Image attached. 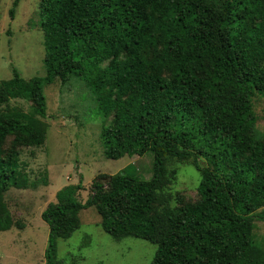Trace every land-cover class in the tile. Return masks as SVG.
<instances>
[{
    "label": "trees",
    "instance_id": "16d2710c",
    "mask_svg": "<svg viewBox=\"0 0 264 264\" xmlns=\"http://www.w3.org/2000/svg\"><path fill=\"white\" fill-rule=\"evenodd\" d=\"M38 16L45 76L25 80L12 69L0 80V108L16 99L32 107L0 111V231L13 224L3 194L30 185L17 152L4 156L2 144L15 135L42 145L44 87L73 76L99 114L112 115L100 132L105 157L150 153L152 174L142 180L127 166L95 182L84 203L76 199L81 180L59 189L41 217L45 264H62L58 241L91 207L107 235L156 246L150 264H264V252L250 251L253 215L264 222L256 214L264 206V143L253 135L252 108L254 95H264V0H39ZM171 159L199 173V202L169 206Z\"/></svg>",
    "mask_w": 264,
    "mask_h": 264
},
{
    "label": "rangeland",
    "instance_id": "374dc122",
    "mask_svg": "<svg viewBox=\"0 0 264 264\" xmlns=\"http://www.w3.org/2000/svg\"><path fill=\"white\" fill-rule=\"evenodd\" d=\"M13 1L0 0V80L10 79L12 69L25 80L44 77L39 0H20L11 19L8 12ZM44 95L46 117H37L45 124L44 143L30 146L9 135L2 144L4 156L17 152L30 185L10 188L3 194L13 224L9 230L0 231V264H45L48 227L42 221V212L55 202V194L62 187L81 180L82 189L76 199L84 203L95 182H105L127 166L129 173L142 180H148L152 174L150 153L124 155L118 160L105 157L100 132L102 127L111 125L112 115L104 118L99 114L94 97L83 81L73 76L65 84L56 80L44 87ZM7 108L24 114L32 109L31 103L18 99L11 100L0 111H8ZM252 108L256 118L253 135L264 143V95H254ZM200 165L206 166L205 161L201 159ZM166 175L169 182L164 195L169 198V206L176 208L200 201L197 190L200 175L190 161L171 159L166 165ZM257 213H264V206ZM255 216L250 230L252 258L264 252V222ZM78 217L80 228L70 238L57 243V258L62 264L151 263L156 249L153 244L107 235L100 227L95 208L80 210Z\"/></svg>",
    "mask_w": 264,
    "mask_h": 264
}]
</instances>
